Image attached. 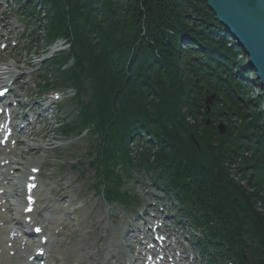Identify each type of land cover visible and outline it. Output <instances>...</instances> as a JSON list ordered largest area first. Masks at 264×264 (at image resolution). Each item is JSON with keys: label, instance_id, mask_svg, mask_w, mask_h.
<instances>
[{"label": "trees", "instance_id": "trees-1", "mask_svg": "<svg viewBox=\"0 0 264 264\" xmlns=\"http://www.w3.org/2000/svg\"><path fill=\"white\" fill-rule=\"evenodd\" d=\"M50 1L58 11L51 28L56 24L70 29L75 67L69 77L76 81L84 77L93 84L86 119L96 118L106 124L107 131L115 127L125 143L135 129L160 124L157 139L162 137L166 143L160 160L172 166L173 177L187 178L195 187L207 222L215 218L218 229L235 241L231 250L238 263L264 264V212L255 208L258 200L264 207V191L260 195L264 187V103L263 108L256 106L261 104L259 96L256 105L245 100L242 79L225 63H243L237 59L244 52L232 45L206 3ZM212 92L217 93V102L209 114L212 123L207 124L206 116L199 115L205 96ZM186 115L194 124L186 123ZM220 116L228 123L224 137L215 125ZM234 116L241 118L239 125L232 124ZM191 130L200 151L190 138ZM245 148L253 151L250 161L258 186L252 193L237 188L221 167L230 150L239 153ZM214 168L221 170L224 187L217 183ZM204 194L212 198L211 212L204 207Z\"/></svg>", "mask_w": 264, "mask_h": 264}, {"label": "rangeland", "instance_id": "rangeland-1", "mask_svg": "<svg viewBox=\"0 0 264 264\" xmlns=\"http://www.w3.org/2000/svg\"><path fill=\"white\" fill-rule=\"evenodd\" d=\"M11 1L13 5L8 3V8L5 13L7 22L11 23V25L7 28L8 30H12L13 38L19 40V46L10 53L13 59L6 62L15 65L19 55L21 57V61H19V63H23L22 60H25L24 64L28 66L26 67L22 65L24 66V72L28 73L30 71L40 78L39 75L43 74V69L40 73H36L35 70L42 64L40 63V60H43V58L46 57L44 55H40V53L47 47L44 39V29H38L37 32V28L33 24H30L28 22L29 20H24L25 18L21 14V12H23V7H20V10L18 11V4H20L19 1ZM30 1L32 2V0ZM35 5L39 10H41L42 15L44 16L45 10L42 3L39 0H36ZM63 8L66 7L63 6ZM17 25L18 28L14 30ZM22 27L26 28L24 35L21 34ZM58 44H62L61 47H63V50L67 49L68 45H65L64 41L60 40ZM24 54H26V57L23 58L22 56H24ZM35 55L39 56L36 57ZM29 67L35 68L30 69ZM253 71V74L251 73L248 77L251 81L256 77V72L255 70ZM237 76L241 78L242 81H246L245 77L241 74H237ZM29 81L34 82L36 79L31 76ZM252 84L253 83H248V85H250V93H254L255 95V89H251ZM60 90L63 94L65 92L63 95L65 100L59 102L61 106H56L55 103L51 104L48 119V122H50V137L47 140L51 139L52 141V139H54L56 143L63 141V138L55 131V124L57 120L62 119L67 114L69 116L73 115V104L69 103V97L71 98L74 94L72 88L69 87L68 89L64 88ZM39 94H41V92ZM43 97L44 96L41 94L40 97L36 98L39 100ZM263 101L264 100L261 99V104L257 105L258 108H263ZM34 102L35 100L32 101V105ZM42 105L43 106H41V108L37 105L35 106L37 108V112L41 113V110L44 108V104ZM40 126H42V124H40ZM92 135L94 134L92 133ZM39 138L41 137L39 136ZM39 138L34 141V143H39ZM68 142L69 143H66L65 146H62V148L57 150L59 157H61V160L59 161L54 160L52 157V155H56V153H48L45 150H39L36 153L31 152L26 156V159H30L32 162L35 160L43 161L44 158L47 159V174L45 179L46 191L43 197H46L48 201L55 204V216L62 217V220H66L67 226L65 232L63 235L58 237V241L62 243V246H60L58 251L62 255L64 264H71L75 258L88 260L87 258L90 252L95 249L101 253L103 241H99L98 235H100L106 227H109V231L110 227L112 228L110 238H112L113 241L115 240V242L121 243V238H119V236L121 235V231L129 225L128 217L131 214L129 210L122 209L119 206H108L96 191L94 186L96 183L94 168L89 166V162L92 159H90L87 154L90 150L89 146L92 144L91 138ZM144 175L147 176L145 177L147 180L137 181L134 183L135 188L138 190H147L149 185L152 187L148 175ZM126 180L128 182L131 181L132 176L127 175ZM56 187L61 188L62 192H64L67 196L65 197V201L60 200L61 197H63L62 192H60V194L52 193V189H55ZM152 189L157 193V196L161 195L160 192L156 191L154 188ZM58 191L59 190H57V192ZM142 195L144 196L145 202L148 198L153 197V193L148 195V198L144 194ZM134 217H136V215H134ZM108 223L111 225H108ZM183 235L186 236L185 234ZM94 260L98 261L99 264H103L100 257L94 258Z\"/></svg>", "mask_w": 264, "mask_h": 264}, {"label": "water", "instance_id": "water-1", "mask_svg": "<svg viewBox=\"0 0 264 264\" xmlns=\"http://www.w3.org/2000/svg\"><path fill=\"white\" fill-rule=\"evenodd\" d=\"M216 20L229 31L235 44L249 55V67L255 70L264 88V0H203ZM212 102V97L207 103Z\"/></svg>", "mask_w": 264, "mask_h": 264}, {"label": "bare ground", "instance_id": "bare-ground-1", "mask_svg": "<svg viewBox=\"0 0 264 264\" xmlns=\"http://www.w3.org/2000/svg\"><path fill=\"white\" fill-rule=\"evenodd\" d=\"M203 1V0H202ZM203 2H205V1H203ZM206 3V5H207V2H205ZM207 8H208V10L214 15V13H213V11L211 10V9H209V7H208V5H207ZM218 22V21H217ZM223 26V25H222ZM224 27V26H223ZM224 30H225V33L226 34H228V36H230L231 37V35H230V33H229V31L228 30H226L225 28H224ZM212 32H215L216 33V30L215 31H213L212 30ZM233 40V42H232V45H236V46H238L237 44H235V39H232ZM239 47V46H238ZM240 49H242L241 47H239ZM242 51L244 52V50L242 49ZM248 58H249V55L248 54H246L245 52H244V54H241V52H239V55H238V59H237V61L238 60H240V59H242L243 60V63H241V61H239L238 63H235V61H233V60H227L225 63H226V65H229L234 71V73H238V74H240V70H243L242 71V73L241 74H243L242 76L243 77H245V80H246V82H248V83H253L252 84V86H251V89H255V95H254V93H250V85H247V86H245L244 88H243V95H244V97H245V100L247 99H251L252 100V103L254 104V105H256L255 103H254V101H255V99L257 98V96H259L260 97V99H263L264 100V88H263V86L260 84V82H259V80H258V77H257V73H255V75H256V77H255V79L254 80H250L248 77H249V75L252 73L253 74V69L252 68H250L249 67V61H248ZM237 71V72H236ZM247 83V84H248ZM249 88V89H248ZM263 103H264V101H263ZM253 105V106H254ZM257 106V105H256ZM21 134H22V136L25 138V139H27L28 141H30V135L28 134V132H26V131H22L21 132ZM30 145V143H27V146H29ZM15 163L18 165L19 163H24V161L22 160V159H15ZM15 181V180H14ZM13 181V182H14ZM17 189H18V187H17V185H16V188H15V190L13 189V191L11 192V196H13V197H15V199H16V202L19 204V201H20V195H19V191H17ZM3 217V216H2ZM0 219H1V217H0ZM0 260L3 262V263H6L7 262V258L5 257V256H3V255H1L0 254Z\"/></svg>", "mask_w": 264, "mask_h": 264}, {"label": "snow or ice", "instance_id": "snow-or-ice-1", "mask_svg": "<svg viewBox=\"0 0 264 264\" xmlns=\"http://www.w3.org/2000/svg\"><path fill=\"white\" fill-rule=\"evenodd\" d=\"M37 231H39V229H37Z\"/></svg>", "mask_w": 264, "mask_h": 264}]
</instances>
